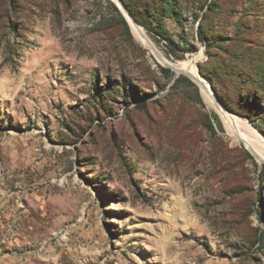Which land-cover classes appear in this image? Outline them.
Listing matches in <instances>:
<instances>
[{
	"label": "rangeland",
	"instance_id": "1",
	"mask_svg": "<svg viewBox=\"0 0 264 264\" xmlns=\"http://www.w3.org/2000/svg\"><path fill=\"white\" fill-rule=\"evenodd\" d=\"M124 1L264 141V0ZM162 68L112 0H0V264H264V161Z\"/></svg>",
	"mask_w": 264,
	"mask_h": 264
},
{
	"label": "bare ground",
	"instance_id": "2",
	"mask_svg": "<svg viewBox=\"0 0 264 264\" xmlns=\"http://www.w3.org/2000/svg\"><path fill=\"white\" fill-rule=\"evenodd\" d=\"M127 17V16H126ZM128 22L131 26V29L134 35L142 42V44L148 48L157 58V54L163 58L165 62L173 66L174 68L184 71L192 76L197 77L199 81V89L205 100L208 102L209 106L216 111L217 114L222 118L223 122L226 125V128L229 130L231 135L234 137L235 141L238 143H243L247 146L251 151L256 153L262 161H264V141L258 140L251 135L247 134L248 129L243 125L240 120L230 112H227L223 108L217 106L212 97V90L210 86V82L202 77L197 68H196V59L190 62H179V63H171L156 49L151 40L145 35L142 28L136 26L133 21L127 17ZM159 60V59H158ZM199 75V76H198ZM246 147V148H247ZM249 150V151H250ZM250 151V152H251ZM254 155V154H253ZM258 159V158H257ZM259 161V160H258Z\"/></svg>",
	"mask_w": 264,
	"mask_h": 264
},
{
	"label": "trees",
	"instance_id": "3",
	"mask_svg": "<svg viewBox=\"0 0 264 264\" xmlns=\"http://www.w3.org/2000/svg\"><path fill=\"white\" fill-rule=\"evenodd\" d=\"M125 6H126V8H127V10L129 11V13L132 15V17H133V19L135 20V22L138 24V25H140V26H143L145 29H149V30H151V28H150V26H148L149 25V22H148V20H144V19H140L138 16H137V10H136V5L135 4H133L131 1H124V0H120ZM210 7V6H209ZM152 8H150V7H145L144 9H143V12H145V13H151V12H149V10H151ZM210 9V8H209ZM149 17V16H148ZM124 24H125V28H126V30H127V32H129L130 31V28H129V26H128V24H127V22L126 21H124ZM198 37H199V39H200V41L201 42H203L204 43V41H205V36H204V33H203V31H202V26H199V28H198ZM163 69V71L165 72V73H167V74H172V72H171V70L170 69H168V68H162ZM202 74V73H201ZM202 76H204V77H206V78H208L207 76H205L204 74H202ZM209 79V78H208ZM210 80V83L212 84V86H214V87H217L218 85H219V83L218 82H216L214 79H209ZM177 82H180V81H186V82H188L190 85H194V83L189 79V78H187L186 76H180L177 80H176ZM221 86L223 87V89H226V88H224V86H223V84H221ZM234 101H235V103L240 107V109L244 112V113H248V118H249V120H251V121H253V119H254V116H253V114H252V111H253V109L256 107V104L258 105H261V107H264V105L263 104H260V103H258V101H254V103H251V102H249L248 100L245 102V101H239V99L238 98H235L234 99ZM239 101V102H238ZM227 109H229L230 111H231V108H229L228 106H225ZM218 126H219V128H221L222 129V127H221V124L218 122ZM209 128L211 129V130H213V125H212V123H209ZM254 154V153H253ZM255 155V154H254ZM256 157H257V155H255Z\"/></svg>",
	"mask_w": 264,
	"mask_h": 264
},
{
	"label": "water",
	"instance_id": "4",
	"mask_svg": "<svg viewBox=\"0 0 264 264\" xmlns=\"http://www.w3.org/2000/svg\"><path fill=\"white\" fill-rule=\"evenodd\" d=\"M118 7H119V9L125 14V16H127V17H129L132 21H133V23L136 25V26H138V27H140L136 22H135V20L133 19V17H132V15L129 13V11L127 10V8H126V6L120 1V0H112ZM126 17V18H127ZM130 25V24H129ZM141 28V27H140ZM157 59H159V62L163 65V66H165L166 68H168V69H170L171 71H173L176 75H178V76H180V75H183V76H186L187 78H189L198 88H199V81H198V79H197V77H195V76H192V75H190V74H188V73H186V72H184V71H180V70H178V69H176V68H174L173 66H171L170 64H168L167 62H165L164 60H163V58H161V56H159L158 54H157ZM199 76V75H198ZM202 76V75H201ZM211 86V85H210ZM211 90H212V92L213 93H215V91H216V89L215 88H212V86H211ZM214 101L217 103V105L219 106V107H221V108H223L224 110H226V108L223 106V105H221V103L219 104V102L217 101V98H215L214 99ZM252 153V152H251ZM253 154V153H252ZM254 157L257 159V157L254 155ZM258 160V159H257Z\"/></svg>",
	"mask_w": 264,
	"mask_h": 264
}]
</instances>
